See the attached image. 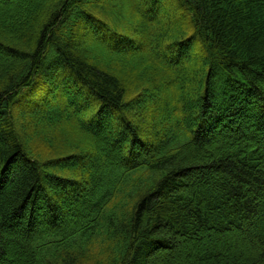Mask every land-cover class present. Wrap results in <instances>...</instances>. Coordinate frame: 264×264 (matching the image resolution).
Here are the masks:
<instances>
[{
  "label": "trees",
  "instance_id": "obj_1",
  "mask_svg": "<svg viewBox=\"0 0 264 264\" xmlns=\"http://www.w3.org/2000/svg\"><path fill=\"white\" fill-rule=\"evenodd\" d=\"M0 264H264V0H0Z\"/></svg>",
  "mask_w": 264,
  "mask_h": 264
},
{
  "label": "rangeland",
  "instance_id": "obj_2",
  "mask_svg": "<svg viewBox=\"0 0 264 264\" xmlns=\"http://www.w3.org/2000/svg\"><path fill=\"white\" fill-rule=\"evenodd\" d=\"M103 1L106 2L107 0H103ZM106 10H107V9H106ZM106 10L103 9L101 13H103V12L106 13ZM96 14L99 15L100 13H96ZM100 17H102L103 19H105V21H106L108 24L112 25L113 27L116 26L118 29H119V27L123 28V25H121V26H120V25H119V26L116 25V23H115V22H116V20H115V14H114V15L111 14V16H109L110 18H108V17H106V16L104 17V16H102L101 14H100ZM119 20H122V19L119 18ZM123 22H126V21H123ZM116 27H115V28H116ZM94 30H95V29H94ZM98 33H99V34L101 33L100 35H102L103 32H101V31H99V30H95V31L92 33V35H93L92 37H93V38H98V37H100V35H99ZM166 53L168 54V52H166ZM90 54H91V53H90ZM96 59H98V58L95 57V60H96ZM136 70H137V69H136ZM38 93L42 95V94H44V93L46 94L47 92H45V91H40V92H39V88H36L35 91H34V95H36V94H38ZM28 94H29V92L27 91V93H25V97L27 96L26 98L24 97L25 99L32 98V95H33V94H32V95H31V94L28 95ZM131 94H132V93L128 92V95L131 96ZM130 96H129V97H130ZM29 101H31V100H29Z\"/></svg>",
  "mask_w": 264,
  "mask_h": 264
}]
</instances>
